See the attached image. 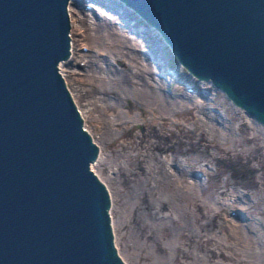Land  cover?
<instances>
[{
    "label": "water",
    "instance_id": "obj_1",
    "mask_svg": "<svg viewBox=\"0 0 264 264\" xmlns=\"http://www.w3.org/2000/svg\"><path fill=\"white\" fill-rule=\"evenodd\" d=\"M69 1L0 0V264H127L92 169L99 146L58 65L75 62ZM97 1L158 30L264 126V0Z\"/></svg>",
    "mask_w": 264,
    "mask_h": 264
},
{
    "label": "rangeland",
    "instance_id": "obj_2",
    "mask_svg": "<svg viewBox=\"0 0 264 264\" xmlns=\"http://www.w3.org/2000/svg\"><path fill=\"white\" fill-rule=\"evenodd\" d=\"M73 9L70 24L81 44L73 53L75 62L64 60L60 69L99 146L93 168L110 192L113 235L125 263L264 264V126L224 91L190 74L158 30L152 28L150 35H155L154 44H166L161 53L177 76L207 94L187 90L168 73L162 75L167 82L159 80L149 43L139 41L138 34L133 37L120 20L98 16L124 29L122 41L84 35L78 17L93 21L100 11ZM96 63L129 67L132 86L177 102L159 107L157 101L141 100L137 91L122 101L114 98L115 91L120 96L119 78L106 76ZM143 75L148 85L140 81ZM109 80L115 89L107 86ZM163 167L173 173L172 183L156 176ZM147 187L154 193H142Z\"/></svg>",
    "mask_w": 264,
    "mask_h": 264
},
{
    "label": "bare ground",
    "instance_id": "obj_3",
    "mask_svg": "<svg viewBox=\"0 0 264 264\" xmlns=\"http://www.w3.org/2000/svg\"><path fill=\"white\" fill-rule=\"evenodd\" d=\"M79 1H84V0H79ZM74 5L75 6H78L79 4H78V0H70L69 1V3H68V10H69V15H70V17H71V15H75L74 14V9H73V7H74ZM90 6H91V10L93 9V10H95V11H97L98 9H99V11L100 12H103V13H101L100 14V12H99V14H95L94 15V17L96 18L95 20H93V21H86V19L83 17V18H80V17H78V19H79V21H80V23H81V27L82 28H84V30H85V32H84V35H87V36H90V37H92V38H95V37H97V38H101L102 36H104V35H108V36H110L112 39H114V38H117V39H120V41H122V40H124V38L123 37H125V35L123 34L124 32H123V30L122 29H120L119 28V26H110V25H107V22L106 21H102V20H100V19H98L99 17L98 16H100V17H104V18H108V19H111V18H113V19H115V20H120V22L121 23H119V24H121V26L122 27H126L127 29L129 28V32L132 34V36L134 37V35L133 34H136L135 32H132V29H133V27H134V25L136 26L137 24H138V22L136 21V18H133L132 16L130 17V21H132L131 23H129L128 21L129 20H124V19H121V16H120V14L118 13V12H115V11H113V10H109L108 9V7L107 6H104V5H100L99 3H95V2H93V1H91V4H90ZM93 15V14H92ZM86 22L88 23V24H86ZM89 28V29H88ZM127 29H126V31H127ZM83 30V31H84ZM145 30H149V29H145ZM73 30H72V26H70V32H69V34H70V49H72V53H76L77 52V48H76V46L78 45V44H81V43H78L77 41L80 39V38H74V33L72 32ZM91 31V32H90ZM76 34H80L79 32H75ZM150 34V33H149ZM123 36V37H122ZM132 36H130V37H132ZM143 36V35H142ZM90 37H87V38H90ZM137 39L139 40V41H142L143 43H144V39L142 38V37H140V36H138L137 35ZM144 37H146V36H144ZM150 37V36H149ZM151 38V37H150ZM116 40V39H115ZM151 40V39H150ZM88 41V40H87ZM162 41V40H161ZM81 42V41H80ZM145 42H147V41H145ZM129 45V44H128ZM80 46V45H79ZM166 46V44H164V41H163V43H161L160 44V42H159V44L158 43H156V44H154L153 42H152V40H151V43L149 44V46H148V48H150V50H151V52H149V54L151 53L152 54V52H153V55H155L154 57H153V59H155V58H158L159 60H161V62H163V61H165V64H166V58L164 59V54L163 53H161V52H164V47ZM128 51V53H130L131 51H129V50H127ZM158 54V55H157ZM162 54V55H161ZM113 55H118V54H113ZM131 55H133V52H131ZM119 56V55H118ZM114 57V56H113ZM131 57V56H130ZM96 59V58H95ZM95 59H93V62L92 63H94V61H95ZM97 59H99L98 57H97ZM96 59V60H97ZM103 59V58H102ZM64 60H66V59H63V60H61L59 63H58V65H59V69H60V67H61V65L60 64H62V67H63V65H64ZM101 60V59H100ZM91 62V61H90ZM69 63H71V62H69ZM155 63V62H154ZM97 64V63H96ZM96 64H94V65H96ZM123 64V63H122ZM147 65H150V66H154V65H152L150 62L149 63H147ZM89 66H92V65H89ZM166 66V65H165ZM93 67V66H92ZM97 69H100L101 70V72H104V74H106V76H107V74L109 73V74H114V76L115 77H117V79L119 78V82H118V85H117V88L119 89V93H120V96H118V93L115 91V97L114 98H118L119 100H121V99H127L128 97H127V95H129L130 93H134L135 94V92L137 91L138 92V94L140 95V99L141 100H147V101H152V102H155V101H157V102H159L160 104H159V107L160 106H170V105H174L176 102H177V100L176 99H168V97H166V95H157L156 93H155V90L153 91H147V90H143V89H138L136 86H132L131 84H132V79H133V77L131 76V72H130V68L129 67H124V66H122L121 68H118V67H116V66H114L113 64H107L106 66H103L102 67V65H100V64H97ZM61 70L62 69H60V73L62 74V72H61ZM64 70V69H63ZM175 70V69H174ZM177 70V69H176ZM62 76H63V79H64V75L62 74ZM170 77V76H169ZM159 80H164L165 82H167V80H168V78H166V77H161V75H160V77L158 78ZM65 81H66V79H64ZM172 80V79H171ZM110 82H107V86H109V88H112V89H115L114 87H113V85H114V83H111L112 81L111 80H109ZM140 81H142V84H145V85H148L149 84V79H147L146 78V76L145 75H143V76H141L140 77ZM208 82H210V81H208ZM109 84V85H108ZM111 86V87H110ZM67 88H68V86H67ZM108 88V89H109ZM103 89H107V87H105V88H103ZM107 89V90H108ZM106 90V91H107ZM69 91H70V89H69ZM105 91V93H107ZM71 93V92H70ZM71 95H72V93H71ZM112 96H113V94H112ZM72 97H73V95H72ZM166 98V99H165ZM73 99H74V102H75V98L73 97ZM114 100V102L116 103V102H118L119 100ZM164 99V100H163ZM162 100H163V102H162ZM191 100V99H190ZM122 101V100H121ZM187 101V100H186ZM192 101V100H191ZM145 102V101H144ZM190 102V101H189ZM196 104V102H193L192 101V104ZM198 105V104H197ZM79 108V107H78ZM79 111H80V108H79ZM82 116V115H81ZM83 117V116H82ZM208 121V120H207ZM257 121V120H256ZM258 122V121H257ZM259 123H261V122H259ZM209 124V123H208ZM262 124V123H261ZM83 126L86 128V125L85 124H83ZM87 129V128H86ZM89 131V130H88ZM90 133V132H89ZM91 134V133H90ZM92 139H93V137H92ZM94 142H95V139H94ZM96 143V142H95ZM97 144V143H96ZM238 156V155H237ZM240 156V155H239ZM238 156V157H239ZM98 157H97V161H98ZM96 161V162H97ZM95 161L92 163V169L94 170V168H93V166H95ZM164 169V167L162 168V170L161 169H158L157 170V175L156 176H158L159 177V179L161 180V181H166V182H168V183H172L173 182V173L172 172H170L169 170H163ZM95 171V170H94ZM95 173H96V171H95ZM97 175H98V173H97ZM98 177L100 178V176L98 175ZM180 179V178H179ZM102 180V179H101ZM176 181V180H175ZM144 182H146V178H144ZM180 183V182H179ZM196 183V182H195ZM176 185V184H175ZM178 187V186H177ZM141 191H142V193H145V194H152V193H154L153 191H154V189L151 187H147V188H145V189H141ZM147 202H149L150 203V200H147ZM148 215V214H147ZM232 220V219H231ZM159 221V220H158ZM161 222H162V220H160ZM230 223V222H229ZM111 225H112V222H111ZM242 225V224H241ZM203 228L205 229V228H207V225H204L203 224ZM200 229V228H199ZM179 231V230H178ZM146 234H149L148 233V231H146L145 232ZM204 234V233H203ZM147 237H151V236H148V235H146ZM201 236H203V235H201ZM158 237V236H157ZM114 240V244H115V241H116V239H113ZM155 241H157L158 240V238H156L155 237V239H154ZM116 245V249H117V244H115ZM118 252V254H119V251H117ZM120 256H121V254H119ZM121 258H122V256H121ZM163 258L165 259L166 257H164L163 256Z\"/></svg>",
    "mask_w": 264,
    "mask_h": 264
}]
</instances>
